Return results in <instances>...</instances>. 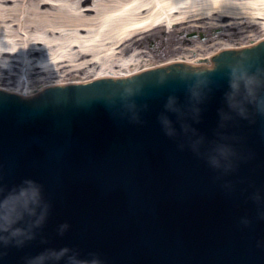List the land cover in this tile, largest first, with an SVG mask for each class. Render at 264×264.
Listing matches in <instances>:
<instances>
[{"label": "water", "instance_id": "water-1", "mask_svg": "<svg viewBox=\"0 0 264 264\" xmlns=\"http://www.w3.org/2000/svg\"><path fill=\"white\" fill-rule=\"evenodd\" d=\"M223 48L211 68L174 62L128 77L103 73L29 97L0 89V197L33 177L49 203L32 239L0 245V264L64 246L105 264H264V114L221 118L231 111L230 65L246 57L255 70L264 39ZM201 78L195 113L189 86ZM170 95L183 115L165 107ZM221 142L235 155L217 167L207 157Z\"/></svg>", "mask_w": 264, "mask_h": 264}, {"label": "bare ground", "instance_id": "bare-ground-1", "mask_svg": "<svg viewBox=\"0 0 264 264\" xmlns=\"http://www.w3.org/2000/svg\"><path fill=\"white\" fill-rule=\"evenodd\" d=\"M225 17L237 19L238 27L264 30L254 21L264 19V0H0L1 77L12 76L17 65L32 78L73 71L89 74L81 79L129 76L154 63L143 51L129 52L138 35L161 26L206 27ZM204 44L170 60L196 64L209 58L211 53L197 52Z\"/></svg>", "mask_w": 264, "mask_h": 264}, {"label": "clouds", "instance_id": "clouds-1", "mask_svg": "<svg viewBox=\"0 0 264 264\" xmlns=\"http://www.w3.org/2000/svg\"><path fill=\"white\" fill-rule=\"evenodd\" d=\"M246 57L230 65V87L225 92V102L231 111L221 110L222 120L232 118L233 114L244 118L251 115L250 109H254L259 114H264V63H258L255 70H252L253 61H247ZM206 78L197 79L189 86L190 98L197 103L192 105V110L199 113L198 102L204 96L203 85ZM178 97L170 95L165 107L177 111L181 115L183 112L177 104ZM130 107H134L130 105ZM133 117L137 118V113L133 112ZM161 123L165 132L175 135L177 129L173 121L166 114H162ZM188 125L184 124L187 131ZM195 131V129H193ZM201 137L192 141L194 150L199 149ZM235 155V148L227 143H219L208 153V160L214 166L221 165V158L228 159ZM227 166H231V163ZM0 193H4V186L0 185ZM49 203L44 199L42 185L33 177H24L20 184L13 186L6 194L0 197V245L23 244L35 236L34 229L47 218ZM25 221V223H21ZM68 227L67 222L60 225L63 232ZM0 255L3 252L0 251ZM67 257L66 264H105L104 259L99 254L88 257H81L74 253L68 246L60 249H45L35 255L29 256L25 264H47L51 259L60 260Z\"/></svg>", "mask_w": 264, "mask_h": 264}, {"label": "rangeland", "instance_id": "rangeland-1", "mask_svg": "<svg viewBox=\"0 0 264 264\" xmlns=\"http://www.w3.org/2000/svg\"><path fill=\"white\" fill-rule=\"evenodd\" d=\"M224 20L225 22H218L217 24H211L200 28L185 25H178L175 27L161 26L147 32L145 35H138L135 41L131 42L132 46L129 52L131 53L133 50L143 51V54H146L148 58L154 61L155 58H158V55H160L162 59L183 56L189 49H195V47L205 43L203 45L204 49L197 51L205 56L227 44H246L264 36V30L260 27L256 28L246 25L238 27V20L231 17H225ZM254 21L259 25L264 24V19H256ZM201 35L203 38H201ZM150 38L154 41L155 45L149 44L148 40H150ZM152 49L154 53H152ZM190 52L194 53V50ZM11 73H13L12 76H9L11 74L7 72L4 77H1L2 72L0 70V87L19 93L29 94L48 82L81 79L86 76L89 77V74L84 72L78 73L73 71L61 77L50 78L46 75L38 74L32 78L28 77L29 70L27 67L24 66L23 69L19 65H17L15 70ZM22 82L23 84H21Z\"/></svg>", "mask_w": 264, "mask_h": 264}, {"label": "flooded vegetation", "instance_id": "flooded-vegetation-1", "mask_svg": "<svg viewBox=\"0 0 264 264\" xmlns=\"http://www.w3.org/2000/svg\"><path fill=\"white\" fill-rule=\"evenodd\" d=\"M149 44L153 45V42H152V40H150V41H149Z\"/></svg>", "mask_w": 264, "mask_h": 264}]
</instances>
